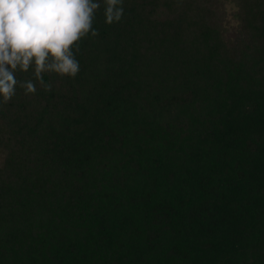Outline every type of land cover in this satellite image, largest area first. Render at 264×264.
I'll return each instance as SVG.
<instances>
[{"label": "trees", "instance_id": "1", "mask_svg": "<svg viewBox=\"0 0 264 264\" xmlns=\"http://www.w3.org/2000/svg\"><path fill=\"white\" fill-rule=\"evenodd\" d=\"M97 2L0 104V264H264V0Z\"/></svg>", "mask_w": 264, "mask_h": 264}, {"label": "clouds", "instance_id": "2", "mask_svg": "<svg viewBox=\"0 0 264 264\" xmlns=\"http://www.w3.org/2000/svg\"><path fill=\"white\" fill-rule=\"evenodd\" d=\"M105 23L119 22L124 14L123 0H104ZM97 0H0V104L11 101L16 87L34 94L33 80L18 82L16 72L31 68L35 81L45 91L44 73L74 78L80 71L73 53L78 41L91 33Z\"/></svg>", "mask_w": 264, "mask_h": 264}, {"label": "rangeland", "instance_id": "3", "mask_svg": "<svg viewBox=\"0 0 264 264\" xmlns=\"http://www.w3.org/2000/svg\"><path fill=\"white\" fill-rule=\"evenodd\" d=\"M233 8H234L233 6L228 5V4H227V6H226V10H227V12H229V14H231V11L233 10ZM228 17H229V16H228ZM230 17H231V16H230ZM230 17H229V18H230Z\"/></svg>", "mask_w": 264, "mask_h": 264}]
</instances>
